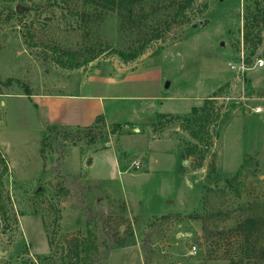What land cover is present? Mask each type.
Wrapping results in <instances>:
<instances>
[{"label":"rangeland","instance_id":"1","mask_svg":"<svg viewBox=\"0 0 264 264\" xmlns=\"http://www.w3.org/2000/svg\"><path fill=\"white\" fill-rule=\"evenodd\" d=\"M180 1L146 0L139 24L124 29L109 11L87 35L72 12L83 9L78 0H0V149L10 168L0 264H66L89 234L99 249L114 246L108 264H244L247 254L264 264V65H255L264 23L248 18L264 0H193L183 12ZM149 37L130 61L112 50L74 69L55 60L86 43L131 51ZM242 45L251 68L238 73L230 61ZM117 71L135 72L111 86ZM83 82L121 94L107 100L108 120L80 130L34 126L26 91L82 92ZM217 90L207 140L182 119L155 124L161 112L188 115Z\"/></svg>","mask_w":264,"mask_h":264},{"label":"trees","instance_id":"2","mask_svg":"<svg viewBox=\"0 0 264 264\" xmlns=\"http://www.w3.org/2000/svg\"><path fill=\"white\" fill-rule=\"evenodd\" d=\"M64 3H70L74 0H61ZM76 1V0H75ZM81 3V6L83 9L80 10V5L74 6L73 13H77L80 15L81 19L85 21V25L83 26L85 30H87V35H91L94 33H97L102 21L104 20L105 16L109 11H117L118 15L120 16V29H124V24H129L130 26H137L138 23V17H142V15L136 14V8H141L146 0H78ZM193 0H183L179 2L178 9H180V12H183L187 7L188 4H190ZM147 17V16H146ZM145 17V18H146ZM252 23L253 27H259L261 23H264V8L260 7L259 4L257 5V10L255 13L252 14V17H248ZM248 21H246L247 25V31L245 33V36L249 37L252 33L251 30H249L248 27ZM162 36V33L157 30V32L154 34L153 38H160ZM152 37L143 39L140 45H138L136 48L130 49L131 51H125L123 49H117L112 48L110 45H98L93 43H86L84 45H81L78 48L75 49H63L60 54L56 57V62L59 63L63 67L67 68H79L81 66H84L88 64L89 62L95 60L97 57H99L101 54H103L106 51L112 50V52L117 53L124 61H130L136 59L138 56H140L146 49L149 42L153 39ZM261 37L257 38L255 49L258 47V45L261 43ZM254 52V51H253ZM218 90L215 91L213 95H211L209 98L205 99V102L202 106H193L191 109V112L188 115H178V114H172V113H159L157 115V122L155 123L158 125L159 123H162V120L164 118H168L171 121H176L182 119L184 123V127L191 133V135L196 138L198 142H203L205 139L207 140L209 138V125L214 121V116L211 112V107L209 103L213 102V96L215 97L218 94ZM25 94L31 95V91H26ZM218 116V115H217ZM102 116H100L96 120V124L101 121ZM95 124V123H94ZM154 124V125H155ZM93 125L82 127L77 126L76 128L78 130L82 128H88L92 129ZM113 129L111 130L112 133H121L122 124L115 122L113 124ZM48 128L51 129H60L59 131L63 130H70V126H59V125H51ZM65 132V131H64ZM60 133V132H59ZM68 134H65L64 137H67ZM94 140V139H93ZM108 140H105V142ZM109 145H106L108 147ZM103 147V148H106ZM89 164L91 163V159H89ZM0 215L4 221H8L10 219V208L8 207L7 202L5 201V198H8L10 200V195L8 191H5L4 189V176L10 172V168L8 165V160L5 157V154L0 149ZM239 173V172H238ZM238 173L234 174L232 177L227 178L228 184L231 185L232 181L235 177H237ZM5 194V195H4ZM8 224V223H7ZM91 237V234H89L86 238H83L82 240H78L75 245V252H73L72 255H69L68 257H64L66 264H108L107 259L108 255L110 253V250L114 248L113 245H109L103 247V243H97L96 238H89ZM51 243V242H50ZM52 244V243H51ZM119 245H124L122 243H119ZM117 246V245H116ZM254 248V246H253ZM71 256V257H70ZM75 258L76 261H74ZM243 258H252L251 255L247 254L241 257V260L244 264H253V262H247L244 261ZM90 260V263L88 262Z\"/></svg>","mask_w":264,"mask_h":264},{"label":"crops","instance_id":"3","mask_svg":"<svg viewBox=\"0 0 264 264\" xmlns=\"http://www.w3.org/2000/svg\"><path fill=\"white\" fill-rule=\"evenodd\" d=\"M135 71H138V69ZM135 71H117L116 73H119V78L107 76L109 84L111 86L121 84L124 82L123 80H125ZM93 79L95 78H88V84L95 86V83H101L100 81ZM81 83L82 81H80V85ZM82 85L85 86V83L83 82ZM106 90L107 91L104 92H98L92 87L91 89H88L85 86L82 92H65L63 90L53 93L33 92L31 95H25L24 97L31 107L32 113L35 115L34 126L38 127L39 129L50 125L90 126L100 116L105 117L108 120V114L110 112L107 113V100H115L118 97H122L114 87L108 88ZM111 111L112 113H117V108H111ZM131 121L136 122L134 120ZM93 164L94 160L92 159L90 168H88V170L92 168ZM116 168L117 173H121L117 154Z\"/></svg>","mask_w":264,"mask_h":264},{"label":"built area","instance_id":"4","mask_svg":"<svg viewBox=\"0 0 264 264\" xmlns=\"http://www.w3.org/2000/svg\"><path fill=\"white\" fill-rule=\"evenodd\" d=\"M230 64L233 68H235L237 70L238 73H244L245 71H247L251 68L246 62L244 45H242L236 59H232L230 61ZM255 65L256 66H263L264 65V59L258 58L257 63ZM257 110H260V109H257ZM1 243H2V236L0 234V244Z\"/></svg>","mask_w":264,"mask_h":264},{"label":"water","instance_id":"5","mask_svg":"<svg viewBox=\"0 0 264 264\" xmlns=\"http://www.w3.org/2000/svg\"><path fill=\"white\" fill-rule=\"evenodd\" d=\"M204 23H205V24L209 23V20L206 19ZM196 26H197V23H194V27H196ZM118 74H119V73H118ZM136 130H138V128H136ZM4 253H5V252H4ZM4 253H3V254H4Z\"/></svg>","mask_w":264,"mask_h":264}]
</instances>
